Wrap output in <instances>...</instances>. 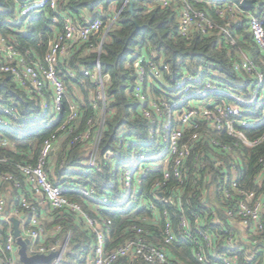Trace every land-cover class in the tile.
<instances>
[{"label": "built area", "instance_id": "1", "mask_svg": "<svg viewBox=\"0 0 264 264\" xmlns=\"http://www.w3.org/2000/svg\"><path fill=\"white\" fill-rule=\"evenodd\" d=\"M60 1H20L18 17L24 18L45 7L58 14ZM196 1L208 5H223L224 8L218 13L220 16L227 14L225 22L218 25L204 10L193 7L189 0H158L162 7L180 5V36L188 38L196 31L202 35L217 33L225 37L239 58L236 68L251 78L252 101L259 96L260 100H264V94L260 95L264 87V71L259 69L257 62L245 51L237 48L238 42L242 40L241 34H236L235 39L227 29V26L238 27L240 21L245 19L250 37L248 45L254 46L264 61V0H259L258 4H255L256 11L252 12L241 7V0L238 3L230 0ZM61 20L62 31L51 42L43 60L27 61L16 51L13 44L0 36V71L10 73L17 86L25 90L30 98L40 99L41 110L50 112L53 119L56 118L55 115L60 114L66 95L65 84L57 72L59 56L66 54L75 33L78 32L79 37L85 40L100 31L103 26L101 16L95 17L82 27L67 14H63ZM57 21V17L52 18V22ZM168 68V64L163 61L156 62L147 57L136 61L135 77L129 91L138 102L140 113L149 121L150 128L147 131L148 138L136 141L131 148V158L125 159L118 167L120 192L95 198L96 191L92 186L72 188L65 184H52L47 177L45 165L55 150L56 134L44 140L35 163L15 164L7 156L0 157V164L8 163L15 168L14 171L0 169V220L6 225L5 235L0 237V264H21L13 234L12 218L19 221L21 238L29 240V256L55 252L57 256L47 264H63L62 258L67 250L70 232L64 241L57 239L50 244L40 242L45 232L44 220H51L52 213L58 210H65L74 215L77 224L93 234L94 258L85 264H114L119 258L126 259V264H187L168 249V246L178 242V235L192 247L193 264H264V223L261 220L264 217V192L258 194L264 186V154L257 161L259 169L254 176V189L244 190L239 183L237 167L240 163L235 153L240 147L239 143L248 148L264 143V132L250 137L244 131L264 123V108L260 112L255 111V118L252 120L246 117L242 107L243 104H250V101L234 95L233 91L226 89L219 82L203 79L200 74H185L175 83H167L164 73ZM83 73L90 76L97 85L95 99L104 102V81L100 66L97 65L93 71L83 70ZM47 93L50 97L46 96ZM227 98L234 101L225 102ZM93 107L97 108L96 102ZM98 111L100 115L103 114V109ZM11 115V108L0 105V125H8L6 116ZM78 116V107L70 104V114L60 129ZM30 119H38V115ZM87 124L88 128L75 136L71 144L88 142L95 124L92 119H89ZM200 124L203 125L201 131L198 130ZM27 129L25 127V130ZM186 129L194 131L189 141L183 138ZM210 131L224 133L236 141L230 145L217 138H209ZM201 138H205L222 155H228L229 159L225 162L222 158L212 157L207 163L204 158H200L201 154H194L191 162L193 174L195 172L200 175L207 171L211 176V168L216 169L219 171L218 184L229 180L228 186L223 185L218 190L223 199L230 201L233 194L243 197L236 202L233 209L226 210L228 224L219 218L218 212L213 208L214 202L210 199L211 194H216V185H213L207 194L204 192V201L199 210L191 211V216L184 213L178 216L176 228L167 209H163L160 215L153 213L150 219L141 218L142 221H148V227L135 224L129 226L134 236L108 249V245L116 239L112 234L111 219L104 214L105 209L110 208L111 212L121 214L140 207L154 211L157 200L165 206L176 208L174 197L160 200L153 192L164 188L165 182L170 178L182 181L186 176V161ZM125 144L126 142L121 140L117 145L118 148H123ZM0 145L2 148L12 147L4 138H0ZM127 146L130 144L127 143ZM98 157V150H94L81 165L94 168ZM149 171L160 172V179L151 182L148 190L150 193L145 198L142 195L145 194L142 179ZM9 189L17 192L10 205ZM74 193L92 200L89 211L93 216L77 201L67 196ZM199 198L201 199V196ZM61 230V226L54 228L55 233Z\"/></svg>", "mask_w": 264, "mask_h": 264}, {"label": "trees", "instance_id": "2", "mask_svg": "<svg viewBox=\"0 0 264 264\" xmlns=\"http://www.w3.org/2000/svg\"><path fill=\"white\" fill-rule=\"evenodd\" d=\"M20 1L27 0H0V36L13 44L27 61L43 60L51 42L62 31L63 14L71 16L80 27L85 25L81 19L83 13L90 16L91 20L97 16H101L103 20L101 30L91 34L88 39L83 40L78 32L75 33L66 54L59 56L57 72L65 84L66 95L62 101V110L54 119L50 112L41 110L40 99L30 98L25 90L17 86L10 73L0 71V105L13 110V115L6 116L8 125H0V138L7 139L12 147L2 148L0 145V157L7 156L15 164L35 163L44 140L56 134L55 150L45 165L47 177L54 185L65 184L72 188L92 186L96 191L95 198L120 192L117 171L121 163L117 158L130 159L131 148L136 141L148 138L147 131L150 128L149 121L140 113V106L129 91L135 77L136 61L141 57L168 64L169 68L164 73L167 83H175L185 74H200L203 79L219 82L233 91L234 95L251 102L242 107L246 117L252 120L255 118L253 113L264 108V100H260V96L252 101L251 78L236 68L239 58L225 37L217 33L202 35L196 31L188 38L178 34L179 4L162 7L158 0H61L57 8L58 14L45 7L19 18L17 10ZM230 1L238 3L240 0ZM189 2L193 7L204 10L218 25L225 22L227 14L220 16L218 13L224 8L223 5H208L196 0ZM131 4L132 10L129 9ZM54 17L58 18L56 23L52 22ZM232 31L233 35L242 34L245 37L238 42L237 48L243 51L249 48L254 54L253 61L264 71V61L260 54L248 45L250 37L246 20L239 27L233 26ZM97 65L100 66L104 81V102L95 99L97 85L90 76L83 73V70H95ZM73 87L79 89L81 97H73ZM261 94H264L263 89ZM46 96L50 97V94L47 93ZM233 101L228 98L225 100ZM94 102L97 108L93 107ZM70 104L78 107L79 116L60 129L70 114ZM100 108H103L102 115L98 111ZM35 115H38V119L31 120ZM89 119L93 120L95 126L88 142L71 144L75 136L88 128ZM25 127L28 129L25 130ZM202 129L203 125L200 124L198 130ZM244 131L250 137L260 135L264 132V123ZM193 132L192 129L184 130V140H191ZM209 138H217L230 145L236 141L224 133L214 131H210ZM121 140L126 142V146L118 148L117 144ZM239 146L235 152L240 163L237 167L239 183L244 190H253L254 176L259 169L257 161L264 154V143L252 148L240 143ZM94 150L99 152L97 165L94 168L82 166L81 162ZM126 150H130L128 158ZM194 154H201L200 158H204L207 163L212 157L222 158L225 162L229 159L228 155H222L205 138H201L186 161V176L182 181L170 178L165 182L164 188L153 192L160 200L174 197L176 208L165 206L159 200L154 211L140 207L121 214L106 208L104 214L111 219L112 234L116 239L108 245V249L134 236L129 226L135 224L148 227V221H142L141 218L150 219L153 213L160 215L163 209H167L176 228L178 216L183 213L191 216V211L199 210L204 201V192L207 194L213 185H216L215 196L210 195L211 202H214L213 208L218 212L219 218L228 224L226 210L233 209L243 197L233 194L232 200L223 199L218 190L223 185L228 186L229 180L218 184L219 171L216 169L211 168V176L207 171L200 175L195 172L193 174L191 162ZM0 169L15 170L8 163L0 164ZM154 179H160V172L149 171L142 179L145 192L142 195L145 198L150 193L149 186ZM8 191L10 205L17 192L11 189ZM263 192L264 186L258 194ZM67 196L93 216L89 211L92 200L84 199L76 193ZM261 220L264 223V217ZM43 224L45 232L40 242L44 244L53 243L57 239L64 241L70 232L67 250L62 258L63 264H85L94 258L93 234L77 224L74 215L58 210L52 213L51 220H44ZM56 226L62 227L58 233L54 231ZM5 230L6 225L0 220V237L5 235ZM168 249L183 262L194 263L192 247L180 235L178 242L168 246ZM126 263V259L119 258L114 264Z\"/></svg>", "mask_w": 264, "mask_h": 264}, {"label": "water", "instance_id": "3", "mask_svg": "<svg viewBox=\"0 0 264 264\" xmlns=\"http://www.w3.org/2000/svg\"><path fill=\"white\" fill-rule=\"evenodd\" d=\"M255 0H241L240 5L242 8H252L253 3ZM130 10H132V4L129 7ZM139 26H136V29H138ZM13 223V234L16 238V245L18 247V255H19V261L21 264H47L49 263L54 257L57 256V253L52 252L48 255H41V254H35L32 256H29L27 254V244L29 243L28 239H22L20 236V229H19V221L16 218H12Z\"/></svg>", "mask_w": 264, "mask_h": 264}, {"label": "crops", "instance_id": "4", "mask_svg": "<svg viewBox=\"0 0 264 264\" xmlns=\"http://www.w3.org/2000/svg\"><path fill=\"white\" fill-rule=\"evenodd\" d=\"M258 2H259V0H255L254 1V3H253V7L252 8H249V9H247V10H252V11H256V9H257V6L255 5V4H258ZM243 9H246V8H243ZM252 11H250V12H252ZM81 19L84 21V23L86 24L87 22H89L90 20H91V18H90V16H88L87 14H85V13H83L82 15H81ZM243 21H245V19H243V20H241L240 22H243ZM241 24V23H240ZM240 26V25H239ZM238 26V27H239ZM241 36H242V40H244L245 39V37L241 34ZM77 37V36H76ZM241 40V41H242ZM71 42V41H70ZM69 46H70V43H69ZM252 49H254L255 51H257V49L253 46V48ZM245 52L252 58V60H254V58H253V55H252V51L248 48L247 50H245ZM258 52V51H257ZM259 53V52H258Z\"/></svg>", "mask_w": 264, "mask_h": 264}, {"label": "rangeland", "instance_id": "5", "mask_svg": "<svg viewBox=\"0 0 264 264\" xmlns=\"http://www.w3.org/2000/svg\"><path fill=\"white\" fill-rule=\"evenodd\" d=\"M212 1H214V2H218V1L225 2L226 0H212ZM227 29H228L230 32L233 33L231 27L227 26ZM232 36H233L235 39H237V38L235 37V34H234V35L232 34ZM223 39H225V38H223ZM262 89H263V91H264V87H263ZM72 91H73V97H81V93H80V91H79L78 88L73 87V90H72ZM101 109H103V108H101ZM125 152H126V158H128V156L130 155V150H126ZM117 160H119V162H120L121 164L124 162V160H122V158H117ZM117 164H118V162H117ZM119 166H120V165H119Z\"/></svg>", "mask_w": 264, "mask_h": 264}]
</instances>
